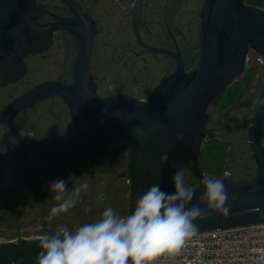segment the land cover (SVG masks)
<instances>
[{"label":"water","instance_id":"95a60500","mask_svg":"<svg viewBox=\"0 0 264 264\" xmlns=\"http://www.w3.org/2000/svg\"><path fill=\"white\" fill-rule=\"evenodd\" d=\"M61 1L73 16L39 0H0V88L23 79L27 72L24 59L47 52L56 31L70 33L79 44L69 84L62 82V73L57 80L45 81L14 99L0 113V125L7 133L20 136L13 121L22 111L60 98L70 110L78 135L100 144L105 140L129 143L128 168L123 174L129 180L125 216L133 211L137 193L142 194L151 185L158 183L172 192L173 174L183 166L190 173L187 181L195 186L192 203L204 190L201 181L205 176L222 180L230 198L228 214L209 211L205 219L196 221V234L264 224V87L260 91L249 89L242 100L226 109L228 117L255 104L247 139L256 176L245 180L232 179L228 174L213 177L204 171L200 158L206 129L219 130L214 124L215 114L227 90L246 71L250 51L264 65V8L249 5L246 0H203L194 66L186 70L182 59L177 58L175 70L161 79L145 101H140L119 95L103 98L97 93L90 71L94 22L74 0ZM134 26L137 28L138 20ZM137 127L146 133L143 148L133 132ZM180 134L183 139L177 140ZM164 153L168 161L162 174L156 175ZM19 158L24 176L28 165L24 140ZM42 237L0 240V264H13L20 258L23 264H34Z\"/></svg>","mask_w":264,"mask_h":264},{"label":"flooded vegetation","instance_id":"af4514ba","mask_svg":"<svg viewBox=\"0 0 264 264\" xmlns=\"http://www.w3.org/2000/svg\"><path fill=\"white\" fill-rule=\"evenodd\" d=\"M74 1L96 29L90 71L101 97L119 95L145 101L161 79L175 70L177 58L182 59L186 70L194 66L203 0L200 4L198 0ZM39 3L58 6L63 14L73 16L61 0ZM78 52V41L70 33L56 31L47 52L24 59L27 72L23 79L0 88V113L14 99L45 81L57 80L62 73V82L69 84ZM43 61L55 73L53 77L37 78ZM234 112L226 117V109L220 108L214 117L219 130L214 131L229 130ZM13 126L20 136L7 133L0 125V226L13 232L7 230L0 240L52 235L60 225L75 230L84 222L99 220L106 207L117 212V197L125 193L129 181L123 176L128 168V142L112 144L105 140L100 144L78 135L70 110L60 98L22 111ZM23 140L28 146L24 176L19 158ZM58 179L69 180V189L87 182L89 190L81 193L82 199L74 208L49 221L50 210L58 203L49 185ZM38 226L41 231L34 233ZM29 230L34 234L23 232Z\"/></svg>","mask_w":264,"mask_h":264},{"label":"clouds","instance_id":"9594fccd","mask_svg":"<svg viewBox=\"0 0 264 264\" xmlns=\"http://www.w3.org/2000/svg\"><path fill=\"white\" fill-rule=\"evenodd\" d=\"M133 132L143 148L144 129L137 127ZM176 138L182 140L183 135ZM167 161L168 154H162L156 175L162 174ZM176 169L173 191H165L158 183L151 185L142 194L137 193L130 215L121 216L109 206L97 221L84 223L75 230L60 225L54 234L44 235L34 264H168L169 258L197 233V220L205 219L209 211L225 215L229 212L226 204L230 198L222 180L205 176L201 181L204 190L192 203L196 191L193 184L186 182L189 170L183 166ZM68 182H50L49 191L58 203L51 208L49 221L74 208L82 199L81 193L89 190L87 182L71 189ZM13 264H23V258Z\"/></svg>","mask_w":264,"mask_h":264},{"label":"built area","instance_id":"2783aa9c","mask_svg":"<svg viewBox=\"0 0 264 264\" xmlns=\"http://www.w3.org/2000/svg\"><path fill=\"white\" fill-rule=\"evenodd\" d=\"M168 264H264V224L195 234Z\"/></svg>","mask_w":264,"mask_h":264},{"label":"rangeland","instance_id":"374dc122","mask_svg":"<svg viewBox=\"0 0 264 264\" xmlns=\"http://www.w3.org/2000/svg\"><path fill=\"white\" fill-rule=\"evenodd\" d=\"M198 2L200 4L202 3V0H198ZM39 69H40L39 72H41V74L37 75L38 79L43 78L45 76L53 77L55 74L54 72H51V70L48 68V66L46 65L44 61L41 63ZM251 69L253 70V73H251L253 77L250 81L249 87L245 90L242 99L245 97L249 89L254 90V91H260L264 87V65L260 62L259 57L253 51H250L249 53L246 71L240 76L239 79H237L236 82H243L244 80H246L249 74V70ZM254 106L255 104H250L244 107L243 109L234 112L233 113L234 122L229 130L225 129L224 131H221V132H215L211 128L207 129L204 142H208L214 139L215 141H218L222 144L227 145L226 152L228 155L226 158L227 159L226 171L227 170L230 171L231 168L237 167L236 161H237V158L239 157V144L240 143L246 144V142L248 143V139H247L248 127H249V122H250V118H251ZM116 203H117L116 204L117 213L119 215L122 211L128 210V187H125V193H121L117 197ZM84 223H87V222H84ZM84 223H82L81 226ZM21 228L22 230H26V227H21ZM40 229L41 227L38 226L36 229H34V233H36ZM7 230H9L8 232L13 233L12 229L10 230L8 228L0 226V238L4 236L6 237ZM23 232L28 236H31L34 234L33 230H29L27 232L23 231ZM37 235H40V234H37ZM32 237H35V235L28 237V238H32Z\"/></svg>","mask_w":264,"mask_h":264},{"label":"trees","instance_id":"16d2710c","mask_svg":"<svg viewBox=\"0 0 264 264\" xmlns=\"http://www.w3.org/2000/svg\"><path fill=\"white\" fill-rule=\"evenodd\" d=\"M246 3L255 7L264 8V0H246ZM251 73H253L252 69L249 70L246 80L243 82H235L234 85L227 90L221 104L222 110L237 104L242 99L244 92L249 87L250 81L253 77ZM226 146L227 145L215 141L214 139L204 142L200 156L204 171L213 177H222L225 174H228L235 180H245L256 176V165L250 153L249 144L247 142L246 144H239V157L236 161L237 167L231 168L230 171H226V158L228 155L226 152Z\"/></svg>","mask_w":264,"mask_h":264}]
</instances>
